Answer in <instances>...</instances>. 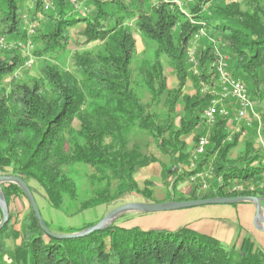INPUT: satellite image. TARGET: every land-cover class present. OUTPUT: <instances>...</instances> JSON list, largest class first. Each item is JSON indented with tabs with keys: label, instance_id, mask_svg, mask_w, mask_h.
Masks as SVG:
<instances>
[{
	"label": "trees",
	"instance_id": "trees-1",
	"mask_svg": "<svg viewBox=\"0 0 264 264\" xmlns=\"http://www.w3.org/2000/svg\"><path fill=\"white\" fill-rule=\"evenodd\" d=\"M47 1L53 6L46 7ZM78 1L85 2L83 10L75 11L71 0H0V37L25 41L26 17L37 26L34 54L42 58L35 74L23 79L17 75L24 64L18 50L0 51V174L22 178L37 206L42 199L68 216L134 192L157 203L252 195L264 209V147L247 139L232 156L246 129L242 125L227 139L233 111L217 115L204 153L192 157L206 134L201 123L211 94L201 93V85L216 83L215 47L228 57L232 76L246 85L264 134V0ZM132 15L154 45L140 59L124 25ZM75 27L83 44H95L74 50L70 67H63L56 60L69 51ZM200 29L205 36L195 74L188 72L186 54ZM188 77L193 94L182 90ZM169 79L176 84L170 87ZM154 163L173 176L162 199L153 198L150 180L140 190L136 179ZM208 167L213 176L206 191L196 182L188 193L179 190L186 178ZM0 188L7 207L14 197L26 199L16 184ZM27 206L20 214L8 210L0 230V264H264V251L248 237L225 246L187 226L176 231L118 226L123 213L104 229L59 239L42 230ZM97 222L53 229L44 220L49 232L60 235Z\"/></svg>",
	"mask_w": 264,
	"mask_h": 264
},
{
	"label": "rangeland",
	"instance_id": "rangeland-1",
	"mask_svg": "<svg viewBox=\"0 0 264 264\" xmlns=\"http://www.w3.org/2000/svg\"><path fill=\"white\" fill-rule=\"evenodd\" d=\"M181 4H185L186 0H179ZM189 1V0H187ZM223 2H237L242 4L245 0H219ZM48 3L50 1H47ZM154 2V1H153ZM190 2V1H189ZM71 3L73 5L74 10L80 11L83 10L85 5L84 1H78V0H71ZM51 7L53 6L50 2ZM154 7H157V3L154 2L152 4ZM25 21V30L27 32V39L25 41L22 40H16V39H7L4 37V48L1 50H12L17 49L19 52L20 57L24 60L23 67L21 68L20 72L17 74L18 77H21L23 79H26L27 76L31 77V75H34L37 68L41 65V60L39 56L34 54V51L39 47L38 43L33 40V36H36L34 30L37 27L35 23L31 22L30 20H27V18H24ZM23 19V20H24ZM136 21L137 17L135 15H132L129 17V19L125 20V26L128 28L129 31H131V34L135 40L136 45V54L137 59H140L144 56H147L151 53L153 49V44L151 42H148L145 40L142 35L140 34V31H138L136 27ZM79 27L72 28L70 31L72 37V43L68 46L69 51L65 54H61L58 59L56 60V63L63 67H70V57L74 50H83L87 49L88 47L95 44V42L83 44V37L81 36V33L79 31ZM203 30V29H202ZM203 34L198 39H192L191 40V46L189 47V51L186 54V58L188 60V72H194L197 73L198 69V63H197V56L201 55L202 53V46L203 43L201 42L202 38L205 36ZM29 42L32 43V48L28 49ZM218 44V42H217ZM0 50V51H1ZM214 55L216 57L222 56L226 57L228 62V57L222 54L217 47L214 49ZM31 58V64L29 65L28 60ZM219 58V57H218ZM218 60V59H217ZM231 72V71H230ZM175 79H169L168 85L170 87L174 86L176 84ZM203 85H201V93L203 92ZM183 92L186 94H193L196 91V87L192 85V80L188 77L186 80L185 86L182 88ZM262 101L260 104L262 105ZM253 105V104H252ZM252 112L249 113L245 120H234V117L232 116L231 120L228 121V132H229V139L232 137L233 134L239 132V130L242 128V125L246 128L242 130L241 136L238 138V143L235 147H233L232 150V156L236 155L241 149H242V142L247 139H254L255 147H264V134L262 133V127H261V116L258 112H256L255 108H252ZM245 122V124H244ZM202 129H206V134L204 136L207 138L208 142V133L211 130V125L207 122L203 121L201 123ZM250 127L251 131L247 130V128ZM199 128V126H198ZM190 138H188V141ZM205 150V148H204ZM200 153L199 155L203 154ZM87 169V168H86ZM213 176L212 174L206 178V180H210ZM173 176L167 175L165 176V173H163V170L161 167L154 163L148 165V167L141 169L138 173H136V179L138 181V186L140 190L144 189V182L150 180L151 183L147 185V188H150L152 190V196L155 199H162L163 196H165L168 191L171 190V185H168L172 182ZM191 182L186 178L184 182L179 184L178 188L182 192H190L191 191ZM39 198V197H38ZM38 200V206L41 215L43 216L44 220L51 223V226L53 229H56L57 227H78L83 224H93L97 221L102 219V217L111 209L121 206L125 203H132V202H146L149 203L151 200H148L145 198L144 194L142 192H134L127 195L122 196L119 200L115 201L112 204L106 205V206H100L96 208H92V210L84 211L78 215L74 216H68L63 214L60 210L53 208L51 206L46 205V203L40 199ZM252 203H245V202H238L235 204H206L203 206H192V208H182L178 210L173 211H164V212H153V213H142L138 211H127L122 212L120 218H118L116 221V225L118 226H126V227H135L136 225L142 229V230H168V231H176L181 226H186V223H183L180 221H174L175 219H167L166 221L161 222V220L155 218L154 216H163L164 213H172V212H178V211H188L192 209H196L199 214L202 215L203 218L208 220L211 224H223L224 228H233L235 227V233L230 241L225 240H219L222 242L225 246H230L233 243V239L237 237V244L240 242V239L243 237H248L252 241L256 243L264 251V239L261 240V234L260 231L254 227L253 225V219L249 226L240 225L239 221H241V213H232L227 211L224 212V207H227V209H235L240 205H251ZM253 205V204H252ZM231 207V208H230ZM28 208L27 201L24 197H14L12 201L10 202L8 206V210L11 211L13 214H20L23 211H26ZM262 212H264V209H262ZM166 215V214H165ZM168 215V214H167ZM231 215L233 217H231ZM255 216V215H254ZM197 219L196 221H204V219ZM116 219V218H115ZM114 219V220H115ZM113 220V221H114ZM182 222V223H181ZM164 224V225H163ZM188 227V225H187ZM221 229V228H220ZM201 233V232H200ZM212 235V234H209ZM214 236V235H213ZM216 237V236H215ZM262 244V245H260ZM262 246V248H261Z\"/></svg>",
	"mask_w": 264,
	"mask_h": 264
},
{
	"label": "water",
	"instance_id": "water-1",
	"mask_svg": "<svg viewBox=\"0 0 264 264\" xmlns=\"http://www.w3.org/2000/svg\"><path fill=\"white\" fill-rule=\"evenodd\" d=\"M6 183H13V184H16L19 188H21L42 230L46 232L47 234H52L53 236L59 239H65V237H79L82 235L93 233V231H96V230L104 229L115 218H117V216L120 215L122 212L138 211V212L149 214L153 212H164V211L178 210L182 208H192V206H203L206 204L220 205V204H235L238 202H245V203L250 202L254 205L255 216L253 219V225L258 230L264 232V227L260 226L261 224L264 223V212H262L261 200L255 196L249 195V196H234V197L220 196V197H213V198H206V199L166 201L163 203H157V202L146 203V202H137V201L132 202V203H125L119 207L109 210L102 217L100 221H98L93 226L80 231L79 233L60 235V234L49 232L47 230L44 224V220H42L39 206H37L34 195L32 191H30L27 183L22 178H19L13 175H8V174H5V175L0 174V186ZM0 209H1V218H0V230H1V228L7 223V219L9 215L8 207L5 201L4 194L3 192H1V188H0Z\"/></svg>",
	"mask_w": 264,
	"mask_h": 264
},
{
	"label": "built area",
	"instance_id": "built-area-1",
	"mask_svg": "<svg viewBox=\"0 0 264 264\" xmlns=\"http://www.w3.org/2000/svg\"><path fill=\"white\" fill-rule=\"evenodd\" d=\"M47 5L46 7H48ZM203 34V30L200 29L194 35V39H198ZM4 37H0V50L4 48ZM32 43L29 42L28 49L32 48ZM218 60L215 65V71L217 74L216 83L214 86H208L203 84V92L211 94L210 102L203 111V119L208 124L212 125L215 123L217 115L228 117L230 110L234 113V120H245L247 115L252 112V102L248 96L247 87L238 79L234 78L230 71H228V62L226 57L218 56ZM29 65L31 64V58L28 60ZM231 106V107H230ZM231 119H229L230 121ZM229 139V137H228ZM196 148L193 152V159L204 151L205 146L208 144L207 138L201 136L197 140ZM212 168L208 167L203 171H197L193 173L189 181L196 182L200 188L204 191L208 189V180L212 174Z\"/></svg>",
	"mask_w": 264,
	"mask_h": 264
},
{
	"label": "crops",
	"instance_id": "crops-1",
	"mask_svg": "<svg viewBox=\"0 0 264 264\" xmlns=\"http://www.w3.org/2000/svg\"><path fill=\"white\" fill-rule=\"evenodd\" d=\"M231 208V207H230ZM231 212L232 213H241V221L237 222L240 225H244V226H249V224L251 223L254 215H255V207L254 205H240L235 209H227V207H224V212ZM166 214V215H165ZM168 214V215H167ZM155 218L161 220L162 223H164L163 221H166L167 219H175L177 218V220L174 221H178L180 219V221H182L183 223H186L188 225V227L190 229H194L198 232H201L203 234H212L211 236L214 235L215 238H217L218 240H225V241H230L235 233V227L231 228H227L223 226V224H211L208 222V220H206L205 218L202 217L201 214L198 213V211L196 209H192V210H188V211H178V212H172V213H164L163 216H154ZM231 217H233L231 215ZM200 218V219H199ZM204 219V221H196L197 219L201 220ZM181 222V223H182ZM165 224V223H164ZM163 224V225H164ZM186 225V226H187ZM136 223H135V227H136ZM260 226L264 227V223L261 224ZM221 228V229H220ZM260 231V230H259ZM261 234V240L264 239V232L260 231ZM262 245V244H260ZM262 248V246H261Z\"/></svg>",
	"mask_w": 264,
	"mask_h": 264
}]
</instances>
